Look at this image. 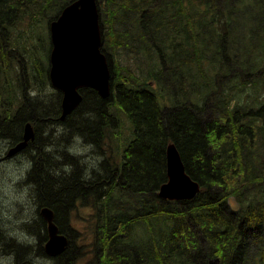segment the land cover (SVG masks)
<instances>
[{
	"label": "trees",
	"instance_id": "obj_1",
	"mask_svg": "<svg viewBox=\"0 0 264 264\" xmlns=\"http://www.w3.org/2000/svg\"><path fill=\"white\" fill-rule=\"evenodd\" d=\"M71 1L0 0V139L7 141L9 148L22 141L27 120L34 126L44 115L59 113L61 93L51 94L48 87V24ZM96 1L103 14L102 52H107L112 36L111 49L121 42L122 51L132 58L140 56L146 65L155 60L157 67L145 74L144 80L123 68L117 76L118 65L110 59V94L83 99L77 123L65 116V129L77 131L94 145L100 140L103 122L119 125L111 107L131 118L133 137L110 170H103L102 189L96 181L86 187L80 184L82 167L75 159H67L65 164L76 171L48 177L47 170L54 167H48V161L55 160L54 155L48 152L47 156L37 139L31 143L33 167L28 177L40 185V208L54 210L60 233L67 229L68 210L78 203L92 204L97 212H103L94 214L89 232L84 233L88 243L82 248L93 247L90 264H264V121H256V116L264 119V102H260L262 94L250 92L245 85L239 88L236 83L237 74L240 72V78L247 75L244 71L251 69L252 62L260 61L256 69L264 66V44L259 43L264 37V0ZM238 5L245 7L244 16L236 12ZM13 23L19 32L9 38L7 29ZM43 28L47 30L46 41L41 37ZM229 32L233 39L225 42ZM40 43L43 52L38 48ZM17 44L32 55L31 70L43 81L44 96L22 66L27 56L19 52ZM232 47L238 64L235 71L228 68ZM250 52L254 55L247 63ZM147 53L155 55L145 56ZM14 62L20 64L18 69L13 70ZM186 64L188 72L183 71ZM172 78L176 91L180 89L179 102L174 105L167 103L170 100L165 92L172 86ZM149 80L159 89L154 87L153 91ZM248 83L261 89L264 76ZM245 90L247 95L239 99ZM50 94L56 99L49 106L51 112L46 105ZM56 117L50 116L48 122ZM49 139L51 133L45 145ZM169 143L175 144L185 171L200 184L192 200L171 201L158 195L159 186L167 180ZM54 163L59 168L61 161ZM121 163L120 173L114 176V164ZM93 175L95 179L100 172ZM115 190L122 201L112 197ZM89 197L101 198L111 213L106 214L98 202L82 201ZM37 217L25 226L29 232L35 225L41 230L43 241L37 254L61 260V264H76L80 256L86 259L84 254L78 255V233L82 232L78 230L75 236L71 228L64 252L47 255L42 247L47 222L38 210ZM6 241L15 253L16 264H27L25 257L31 248L25 250L14 240ZM0 244L3 246V241Z\"/></svg>",
	"mask_w": 264,
	"mask_h": 264
},
{
	"label": "water",
	"instance_id": "obj_2",
	"mask_svg": "<svg viewBox=\"0 0 264 264\" xmlns=\"http://www.w3.org/2000/svg\"><path fill=\"white\" fill-rule=\"evenodd\" d=\"M52 49L50 53L49 76L54 87L64 93L63 115L79 103L76 89L83 85L97 89L102 97L111 92V75L108 65L100 52L102 30L96 0H73L67 4L56 20L50 24ZM33 136L29 124L24 130V140L10 150L21 149ZM167 180L158 193L171 199L172 195L191 198L198 190L197 183L185 171L184 164L174 144L166 147ZM41 214L47 221V239L43 250L56 255L64 250L67 238L58 233L54 214L43 208Z\"/></svg>",
	"mask_w": 264,
	"mask_h": 264
},
{
	"label": "rangeland",
	"instance_id": "obj_3",
	"mask_svg": "<svg viewBox=\"0 0 264 264\" xmlns=\"http://www.w3.org/2000/svg\"><path fill=\"white\" fill-rule=\"evenodd\" d=\"M236 12L237 13H241L244 16L245 15V7H243L241 5H238ZM99 14H100V19H102L103 14H102V11L100 10V8H99ZM104 26L107 27V24H105ZM16 28H17V24L13 23V26L11 28L7 29V34L10 36L9 38H12L13 36H16V34L19 32L18 28L17 29ZM106 33H108L110 35L109 29L106 30ZM261 34L264 36L263 33H261ZM41 37H42V39L44 41H46V39H47V30L45 28H43L41 30ZM232 39H233V34H231L229 32V35L226 38L225 42H228L229 40H232ZM34 41H35V44H36L37 43L36 38H34ZM107 42H109V43L107 44V49L106 50H107V52H109L111 54L110 55V59L111 60H115L114 64L118 65L117 76L120 75V72H122V68H123V71L133 72V74H140V78L142 80H144V78H142V77L145 74H147L149 71H154V69L157 67V65L155 63V60L150 65H146L145 62L140 58V56H134L132 58V55L126 53L125 51H122V43L121 42L119 43V41H117L119 43L118 47L115 46V48L111 49L110 46H111V44H113L112 36H110V40L107 41ZM259 43H261V45L264 44V37H260ZM17 48H18L19 52L24 54L25 57L27 56L26 59H24V61H22V66L24 67V69H27V72L31 76L35 86L40 89L41 96L42 95L44 96L46 91L43 90V81L38 77V75L34 71L31 70L30 56L32 57V55H28L27 54V49L20 47L18 44H17ZM28 48H31V45H28ZM38 48H39L40 51L43 52L42 44L40 45V47L38 46ZM262 52H264V48H262ZM10 53H11V55L15 54L13 50ZM216 55H219V53H217ZM253 55L254 54H251V52H250L249 55L246 56V59L248 61L246 59L245 60H246L247 63H250V61L252 60L251 58L253 57ZM235 56H236V54L234 52V48L232 47V49L228 53V57L230 58V60L228 61V64H231V66L228 67V68L231 69V71H235V70L238 69V64H236V59H235L236 57ZM258 57L261 58L262 56H258ZM206 64H207V62L204 63V65H206ZM259 64H260V61H257L256 63L252 62L251 63V69L244 71L247 75L243 76V78H240L241 76H239V73H240L239 72L237 74V77H236V82L239 80L237 82L239 88L241 87V85H245L247 89H250V92H257L258 94H262V96H261L262 97L261 100H262V99H264V92H263L264 91V85H261V89L256 88V86L253 83L250 86L247 85L248 82H251V80L253 78L259 81L264 76V66L258 67L257 69L255 68V66H258ZM19 67H20L19 63H17V62L13 63V67H12L13 70L18 69ZM185 67L183 68L184 72L190 71V69L188 68V64H186ZM183 76H184V73L182 74V77ZM112 80H113V78H112ZM152 86H153V88L157 87L159 89V87L156 84H154ZM27 88L30 89V90L33 89V87L30 86V85L27 86ZM163 90H165V89H163ZM247 93H248L247 90L243 91L239 95V99L243 98L245 95H247ZM50 96H51V94H50ZM250 99H251V96L248 97V100H250ZM261 100H260V102H261ZM53 101L56 102V99H53V95H52L50 102H48L46 104L48 106L47 109L49 110V112H51V109H52V107H49V106H50L51 102H53ZM245 101H246V98L240 103L242 105H245ZM158 102H160V103L162 102L161 98H159ZM167 103H168V101H167ZM234 103L237 104L238 102H234ZM111 110L114 113L116 119H118L119 125H117L116 127H113V126L107 124L102 129L100 135L102 136L101 145H104L105 147L109 146V150H110V154H111L110 162H111V164H113L115 159H118L119 157H121L122 150L126 146V144L132 139L133 133H132V128H131L132 127V123H131L130 119L123 113V110L119 111L117 108L113 109L112 107H111ZM80 113H82V111ZM80 113L78 115H80ZM259 113H260V111H259ZM110 114L111 113L109 112V115ZM119 114H120V116H119ZM48 115H50L51 117L56 115L58 117H56L57 118L56 120H54L52 122H48L47 125L50 126V125L61 124V125L64 126V120H65V116L66 115L64 116L63 119H58L60 117L59 114H48ZM61 117H62V115H61ZM256 119H257L256 121H259V120L262 121V122L264 121L263 118H258L257 116H256ZM260 125H262V123H260ZM52 130L54 131V129H52ZM42 133H43V131L40 132L41 135H42ZM49 133H51V131ZM76 133H78V132L77 131L75 132V130L72 131V133H70V130L66 129V134L61 136V139H63V141L60 142L61 139H59V140H56L55 143L57 145H59L61 143L67 145V144H69L71 142L72 136L75 135ZM42 137H43V139H42V142H41V144H42L41 145V149H44V146H45V143H46L45 139L47 137L45 138L44 135H42ZM88 137H91V136H88ZM83 139H84V141L90 142L85 137H83ZM0 140H2V139H0ZM50 143H53L52 139H49L48 144H50ZM7 147H9L8 142H7ZM37 149H40V148H37ZM19 150L15 151L16 153L13 152L12 155L11 154L10 155L7 154V157H13L16 154H24V155H27L30 159H32L31 158V154L33 155V153H34L33 151H29V152L28 151H26V152L21 151L20 153H18ZM8 151H9V148H8ZM55 152H58L59 155L62 156V160H59V161H61V164L62 163L65 164L67 162V159L78 160L76 157L70 155L65 150H60L59 148H57L55 150ZM45 153H46L47 156H49L48 152L45 151ZM36 154H37V152H36ZM51 155H54V153H51ZM48 162H50L48 164V167H52V165L56 166V164H57V163L56 164L54 163V162H57V160H53L52 158ZM61 164H58L57 166L60 168ZM47 172L49 173L48 177H51V170H47ZM62 173L63 172L61 171V174ZM64 178H67V177H64ZM34 185H35L36 205H37V208L39 207V209H40V201L38 200L39 199L38 198V194H39L38 187L40 185L39 184H38V186L36 184H34ZM98 203H99V205L103 206V201L102 200H100ZM117 212L119 214V211H117ZM105 213L106 214L111 213V209H109V206L106 207ZM67 214H68V219H67L68 226H67V229H65L64 232H63L66 235V237L69 239L68 235L70 234V231H69L70 228L75 231V236H77V231L78 230L80 232H82V234L78 233L77 245H79V248H80L79 249V255H83L84 254L86 259L82 258V256H80L79 259L77 260L76 264H90L88 261L91 260V255H93L92 251H90L93 247H90V246H88L86 248H82V247L86 246V244L88 243V239L84 238V233H86V232L88 233L89 232L90 229H88V223L90 221H92L91 219H93L94 214H92L90 206H87V205H84V206L80 205L79 208H72L70 211L67 212ZM35 226H36V228L33 229V231H30V232L37 236V238H38L37 248H38L39 247V243L41 241H43V239L40 238L41 237V230L39 229V226H37V225H35ZM137 233L140 234L141 231L138 230ZM1 239L2 238H0V243L3 241V246L0 244V252H2L4 254L13 253V251L9 249L10 248L9 242L6 241L8 239H6V240L5 239L1 240ZM4 240H5V242H4ZM27 248L28 247L23 246V249L27 250ZM72 248H71V250H72ZM62 251H60V253ZM60 253H58V254H60ZM38 255L42 256V253H40V254L38 253ZM49 260L51 261V264H61V260H51V259H49Z\"/></svg>",
	"mask_w": 264,
	"mask_h": 264
},
{
	"label": "clouds",
	"instance_id": "obj_4",
	"mask_svg": "<svg viewBox=\"0 0 264 264\" xmlns=\"http://www.w3.org/2000/svg\"><path fill=\"white\" fill-rule=\"evenodd\" d=\"M85 115L93 116L92 113ZM50 131L53 143L46 144L44 150L55 153L59 148L76 157L82 167V180H91L93 172L102 171L101 163L104 157L96 151L93 143L85 142L82 136L75 134L69 144L57 145L55 141L66 134V129L61 124L50 125L43 130L42 135L47 137ZM7 151V141L0 140V235L5 239L14 240L19 245L31 247L25 257L27 264H51L48 258L37 254L38 238L25 227L38 218L35 185L28 181L33 161L24 154L7 157ZM53 158L62 160L58 153L54 154ZM72 170L71 164H63L60 168L51 169V173L60 176L62 171L69 175ZM0 264H16L15 253L0 252Z\"/></svg>",
	"mask_w": 264,
	"mask_h": 264
},
{
	"label": "flooded vegetation",
	"instance_id": "obj_5",
	"mask_svg": "<svg viewBox=\"0 0 264 264\" xmlns=\"http://www.w3.org/2000/svg\"><path fill=\"white\" fill-rule=\"evenodd\" d=\"M104 54V56H105V59H106V62H107V64H108V66L110 67V64H111V62H110V53L109 52H106V53H103ZM186 56H187V54L185 53L184 54V57L186 58ZM185 61V60H184ZM186 62V61H185ZM78 93L80 94V96H81V100H80V102L70 111V113H68V114H66V116H70L71 117V121L73 122V123H77L78 121H77V116H78V107H79V104L82 102V100L83 99H89V98H95L94 96H98V97H101L98 93H97V91L96 90H94V89H92V88H90V87H88V86H83V87H80L79 89H78ZM102 98V97H101ZM57 114V113H56ZM59 115H62V108H60V110H59V113H58ZM51 118H50V115H44L42 118H40V119H38L36 122H37V124L38 125H35L34 124V126L31 124V122L30 121H26L25 122V124L26 123H29L30 124V126H31V129H32V133H33V136L30 138V139H28L27 141H26V144L24 145V147L22 148V149H20L19 150V152L18 153H20L21 151H24V152H26V151H30L29 149L31 148L30 146H31V143L33 142V141H35L36 139L38 140V143H40L41 144V142H42V135L40 134V132L41 131H43L42 130V126H47V124H48V120H50ZM60 119H61V117H60ZM109 121H105V122H103V126H102V129L107 125V123H108ZM108 125H109V123H108ZM101 139H102V136L100 137V140L98 141V144L95 146L96 148H97V150H98V152L101 154V155H103V157H104V160H103V162L101 163V169H102V171L100 172V175L99 176H97L95 179H94V175H93V179H91V180H88V181H84V180H82L81 179V177H79V181H80V184L83 186V187H86L87 185H89L92 181H96V182H98V188L99 189H102L103 187H104V182L102 181V178L101 177H103V176H105V172L103 171V170H106V171H109L110 170V168L112 167V164H111V162H110V156H111V154H110V150H109V146L108 147H105L104 145H101ZM24 140V132H23V139H22V141ZM21 142V141H20ZM19 142V143H20ZM62 142V141H61ZM19 143H17V144H19ZM17 144H15L14 146H12V147H8L9 148V151H7V154L8 155H10V154H12L13 152H11L10 153V150L12 149V148H14ZM34 152V151H33ZM33 155H34V153H33ZM117 161V159H115L114 160V162H116ZM56 164V163H55ZM55 167L56 168V166L55 165H52V167ZM53 167V168H54ZM122 167V163L121 164H119V165H117V164H114V166H113V168H112V171H113V174H114V176H116V175H118L119 173H120V168ZM76 171V167H73V171ZM32 179L30 178V177H28V181L29 182H31L32 183V181H31ZM34 184V183H33ZM96 187V186H95ZM112 197L114 198V199H118V200H120V201H122L121 200V198H120V192L119 191H117V190H115V191H113V193H112ZM106 200H108V196L106 195ZM97 200H98V202L100 201V200H102L101 198H98V197H89V198H86V199H84V200H82V201H87V202H89V203H95V202H97ZM103 201V200H102ZM84 206V204L83 203H78V205H76L75 206V208H79V206ZM103 207L106 209V207H107V205L104 203V201H103ZM90 208H91V212H92V214H102L103 212H97V210H96V208L94 207V205H92V204H90ZM37 210H38V213H39V207L37 208ZM119 210H121V209H119ZM119 210H117V211H119ZM68 211H70V210H68ZM53 212H54V210H53ZM116 212V211H115ZM108 213V212H107ZM114 213V212H113ZM54 214H55V212H54ZM72 214V213H71ZM62 233V232H61ZM64 234V233H63ZM65 250V249H64ZM64 250L62 251V252H64ZM61 252V253H62ZM60 253V254H61ZM78 255H79V253H78Z\"/></svg>",
	"mask_w": 264,
	"mask_h": 264
},
{
	"label": "bare ground",
	"instance_id": "obj_6",
	"mask_svg": "<svg viewBox=\"0 0 264 264\" xmlns=\"http://www.w3.org/2000/svg\"><path fill=\"white\" fill-rule=\"evenodd\" d=\"M112 81H113V80H112ZM112 84H113V82H112ZM112 87H113V85H112ZM112 89H114V88H112ZM64 116H65V115L62 114V117L60 116L61 119H63ZM169 144H171V143H169ZM169 144H167V146H168ZM172 144H174V143H172ZM167 146H166V147H167ZM174 146H175V144H174ZM175 148H176V150L178 151V149H177L176 146H175ZM15 153H16V152H15ZM178 154H179V156H180L179 151H178ZM11 155H12V154H11ZM180 158H181V156H180ZM181 161H182V159H181ZM182 162H183V161H182ZM191 180H192L193 182L197 183V185H198V190L196 191V193H195L191 198H180L179 196L172 195V196H171V199H169V198H164V197L160 196L159 193H158V195H159L161 198H163V199L171 200V201H175V200H176V201H179V200H192V199L196 196V194L200 191V184H199L196 180H194L192 177H191ZM165 182H166V181H165ZM165 182H163L162 184H164ZM162 184H161V185H162ZM161 185H160V186H161ZM160 186H159V187H160ZM43 208L50 209V208H48V207H43ZM50 210L53 212L52 209H50ZM53 214H54V212H53ZM54 223H55V222H54ZM55 224H56V223H55ZM57 228H58V226H57ZM58 233H59L60 235L66 237L65 234L59 232V229H58ZM66 238H67V237H66Z\"/></svg>",
	"mask_w": 264,
	"mask_h": 264
}]
</instances>
